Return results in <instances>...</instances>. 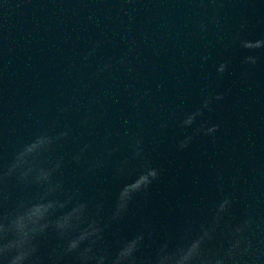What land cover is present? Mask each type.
<instances>
[{"label":"water","instance_id":"water-1","mask_svg":"<svg viewBox=\"0 0 264 264\" xmlns=\"http://www.w3.org/2000/svg\"><path fill=\"white\" fill-rule=\"evenodd\" d=\"M0 264H264V0H0Z\"/></svg>","mask_w":264,"mask_h":264}]
</instances>
